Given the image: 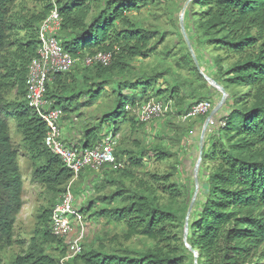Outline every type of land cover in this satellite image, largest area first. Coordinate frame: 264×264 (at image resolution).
I'll use <instances>...</instances> for the list:
<instances>
[{"label": "trees", "instance_id": "16d2710c", "mask_svg": "<svg viewBox=\"0 0 264 264\" xmlns=\"http://www.w3.org/2000/svg\"><path fill=\"white\" fill-rule=\"evenodd\" d=\"M187 1L196 45L210 47L217 53L212 62L218 81L212 82L225 92L246 90L236 94L231 104V96H226L213 124L206 128L200 151L205 191L198 201L195 218L188 222V248L169 242L168 230L185 223L190 203L188 187L173 178V173L146 171V164L151 161L173 158L171 151L162 145L133 150L115 148L116 168L101 170L107 178L104 183L88 185L97 193L105 185L114 190L86 200V205L81 199L80 213L83 217L89 213L104 222V229L122 225L126 241L140 237L153 245L139 250L128 246L115 248L110 246L113 237L96 236L87 241L86 236L81 254L66 264H185L189 257L194 261V253L197 264H264V0ZM41 2L39 8L30 9L23 0H0V264L2 255L13 245H18L20 253L10 264H59L64 255L61 241L51 233L50 217L72 173L46 148V126L24 100L27 68L39 49L38 27L53 8L60 16L58 41L65 53L76 60L97 52L112 54L108 67L72 68L68 73L54 75L46 85L45 99L51 108L61 110L64 122L80 109L92 108L115 84L112 93L118 112L103 113L96 121L97 127L83 130L75 147L86 149L102 143L103 129L109 122V132L114 137L121 124L133 123L134 117L125 112L127 105L173 99L176 116L185 115L202 101L210 102L212 109L215 107L209 98L193 95V102L186 104L182 85L171 82L168 71L136 73L135 60L156 54L168 58L172 54L166 48L167 33L158 25L145 27L129 17L132 12L161 1ZM172 23L176 25L175 21ZM180 39L184 41L182 34ZM185 60V66L194 64L189 70L201 75L190 51ZM227 61L230 63L224 66ZM159 81L164 88L157 87ZM210 86L214 89L211 83ZM126 89L127 94H136L141 101L125 102ZM207 95L212 99L214 93ZM209 115L191 120L203 119L205 123ZM167 121L173 125L171 121L176 120ZM13 134L31 163V183L50 196L46 205L36 211L31 237L20 241L14 239V227L24 207V185L19 146L14 143ZM85 171L76 181L83 182L79 184L83 187L89 183L88 178H96V174ZM160 190L168 196L165 203L157 195Z\"/></svg>", "mask_w": 264, "mask_h": 264}, {"label": "rangeland", "instance_id": "374dc122", "mask_svg": "<svg viewBox=\"0 0 264 264\" xmlns=\"http://www.w3.org/2000/svg\"><path fill=\"white\" fill-rule=\"evenodd\" d=\"M26 2L30 9H35V6L40 7L41 0H23ZM161 1L159 4L154 6H148L142 8L138 12H132L129 17L135 21L138 25L142 26H153L158 25L161 31L166 32V48L171 50L170 57H164L161 54H156L145 60H135L133 62L136 67V73L142 75H150L155 72L168 71L167 77H170L171 82H178L182 85V93L186 94L185 103L193 102V96L196 97H207L214 101L217 105L220 101L218 100L217 92L211 88L210 83L218 81V76L215 75L214 64L212 58L217 55L216 52L212 51L210 47L200 48L196 45L193 37L192 26L189 20V1L187 0H157ZM176 25L174 26V23ZM181 22L184 31L181 30ZM184 32V33H183ZM184 36V41L180 39V35ZM163 46L159 47V51H162ZM190 51L194 58L195 66L201 73L198 74L194 70H189L192 64L185 66L184 57H187V52ZM183 58V60H181ZM230 61L224 62L223 65L227 66ZM74 70H83L84 66L81 61H77L73 67ZM139 77V76H138ZM213 81V82H212ZM117 81H114L116 83ZM115 87H109L105 92L102 99L96 103L90 110H87L85 116L79 115L76 119L79 125L86 123L85 128H94L98 124L96 121L101 115H110L116 111V105L113 102L115 94L113 89ZM158 88H164L165 85L161 81L158 83ZM129 89L123 92V99L125 102L132 103L133 101H141L140 97L136 94H127ZM214 93L215 100L211 99L208 92ZM245 89H228L225 94L230 97V104L234 101V96L238 93H245ZM209 96V97H208ZM221 98V97H220ZM227 100V99H226ZM164 101V100H162ZM173 108H176V101L171 99ZM224 104V103H223ZM216 107V106H215ZM229 107V106H228ZM212 112V111H211ZM210 112V113H211ZM89 115V116H86ZM130 117L131 115L128 114ZM130 119V118H129ZM168 120V119H167ZM167 120L155 121L147 125H139L135 121L133 123L127 122L120 125L119 132L115 135L116 148L133 150L152 147L154 145H162L173 154V158L166 160L165 162L151 161L146 164L147 172H155L159 175H166L173 173V178L179 180L182 186L188 187L189 193V208L185 217V223L183 226L177 228L169 227V242L180 246L181 244L187 245V233H188V222L189 219H194L196 216V207L198 201L202 199L205 191L206 179L204 176V169L200 165V142L202 139V133L204 130L203 119L189 120L182 124H177L176 121H171L173 125H169L170 122ZM207 121V120H206ZM205 121V122H206ZM67 122V121H66ZM69 122V121H68ZM109 122L107 128L103 129V134L110 131ZM209 126V125H208ZM11 127H14V123H11ZM83 129V130H84ZM62 130V126H61ZM68 132V129H65ZM206 131V130H205ZM63 133V130H62ZM205 134V133H204ZM166 136V137H165ZM165 137V138H164ZM172 140V143L170 142ZM13 141L19 146V162L20 172L23 179L24 185V207L17 217L16 224L14 227V239L16 241L28 240L33 232L34 217L39 207L46 205L50 196L41 190L38 186L33 185L30 181L31 177V163L29 158L22 152V145L19 138L13 134ZM205 141V136L202 140V145ZM152 154H150L151 156ZM174 167L176 171H174ZM173 171V172H172ZM86 173L88 171H85ZM94 180L88 178L85 187L79 184L83 182H76L73 185V193H80L77 198V204L80 205L81 199H83V205H86V200L90 201L95 199L96 196L109 195L114 187L105 185L99 193L88 187L89 184L98 182L99 184L104 183L107 178L103 174H96ZM91 180V181H90ZM90 186V185H89ZM158 197L161 202L165 203L168 200V196L163 194L161 190L158 192ZM59 199V197H58ZM57 199V201H58ZM79 202V203H78ZM80 207V206H79ZM100 207V206H98ZM96 208V207H95ZM191 208V209H190ZM190 210V212H189ZM84 225L87 230V241H91L94 237L107 238L113 237V242L110 246L115 248L120 246H128L132 249H144L151 247L152 242L147 241L140 237L132 238L126 241L123 236L125 229L122 225L111 226L110 228L104 229V222L97 221L91 214H84ZM175 237V240H173ZM86 241V242H87ZM107 245V244H106ZM20 253L18 245H13L3 255V264H10L14 257ZM193 259L189 257L185 264H195V257ZM197 264V263H196Z\"/></svg>", "mask_w": 264, "mask_h": 264}, {"label": "built area", "instance_id": "2783aa9c", "mask_svg": "<svg viewBox=\"0 0 264 264\" xmlns=\"http://www.w3.org/2000/svg\"><path fill=\"white\" fill-rule=\"evenodd\" d=\"M60 25V16L55 8L39 24L37 31L39 49L37 57L30 62L27 68L24 100L27 107L32 109L46 126L44 139L46 148L58 156L72 173V178L53 207L50 217L51 233L61 241V248L64 250L59 264H66L67 261L81 254L82 245L87 236L84 217L80 213L78 200L73 194L72 187L82 171L88 170L94 174H100L102 169L116 168L114 159L116 141L113 133L110 132L104 133L103 142L92 148L81 149L68 146L63 140L62 113L58 108H51L45 99L47 83L56 74L70 72L77 61H81L85 68L108 67L112 61V54L97 52L92 56H84L81 60L72 58L62 50L59 44ZM212 86L220 99L222 89L214 83ZM211 110H213L212 104L208 101L197 103L183 116H176L173 113L170 101L150 100L133 107L125 106V112L132 115L135 121L142 125L169 118H175L176 122L182 124L191 119L206 116ZM212 124L213 119H210L208 125ZM220 124L222 127L225 126V123Z\"/></svg>", "mask_w": 264, "mask_h": 264}, {"label": "crops", "instance_id": "0c3cea01", "mask_svg": "<svg viewBox=\"0 0 264 264\" xmlns=\"http://www.w3.org/2000/svg\"><path fill=\"white\" fill-rule=\"evenodd\" d=\"M213 100H215V97H213ZM90 109L91 108H82L80 109L78 113L74 114L71 118H69L67 122L66 121L62 122L61 126L63 130V140L66 145L77 146V144L79 143V141L81 140L83 136L84 125H86V123L79 125V122L76 119L77 115L80 114L81 116L82 115L85 116L87 110H90ZM86 116H89V115H86ZM65 129H68V132L65 131Z\"/></svg>", "mask_w": 264, "mask_h": 264}, {"label": "water", "instance_id": "95a60500", "mask_svg": "<svg viewBox=\"0 0 264 264\" xmlns=\"http://www.w3.org/2000/svg\"><path fill=\"white\" fill-rule=\"evenodd\" d=\"M181 30L184 31L183 27H182V22H181ZM184 33V32H183ZM225 99H226V94H225V91L222 89V95H221V98H220V101L217 105H215L216 107H214V109L212 110V112L210 113L207 121L205 122L204 124V130H203V133H202V139H201V142H200V151L202 149V140H203V137H204V133H205V130L206 128L208 127V123H209V120L210 119H213V117L218 113V111L220 110V108L222 107L223 103L225 102ZM191 209V208H190ZM190 212V210H189ZM196 260H197V257H195V264H196Z\"/></svg>", "mask_w": 264, "mask_h": 264}]
</instances>
